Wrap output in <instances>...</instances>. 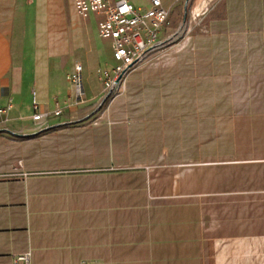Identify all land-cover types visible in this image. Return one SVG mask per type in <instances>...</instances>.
Returning a JSON list of instances; mask_svg holds the SVG:
<instances>
[{"label":"crops","instance_id":"0c3cea01","mask_svg":"<svg viewBox=\"0 0 264 264\" xmlns=\"http://www.w3.org/2000/svg\"><path fill=\"white\" fill-rule=\"evenodd\" d=\"M223 2L205 40L238 47L241 70L183 72L174 57L129 73L107 108L101 15L0 0V264L26 251L32 264H264V0ZM214 87H239L237 106ZM214 158L241 159L238 180Z\"/></svg>","mask_w":264,"mask_h":264},{"label":"rangeland","instance_id":"374dc122","mask_svg":"<svg viewBox=\"0 0 264 264\" xmlns=\"http://www.w3.org/2000/svg\"><path fill=\"white\" fill-rule=\"evenodd\" d=\"M140 1L144 5L147 3V0ZM224 6L223 0H190L188 4L180 1L178 12L170 13L169 22L162 31L163 42L148 56L142 65L133 71L147 65L167 63V60H172L174 57H176L177 63L183 72L194 68L198 69V72L212 69L217 73L223 70H241V61L237 59V57H241L238 47L209 46L205 40V37L209 35V24L215 21L216 18L222 17L220 13H222ZM236 6L233 0H230L231 13H235L237 10ZM93 38L101 48L103 47V51L113 54L112 41L110 39L102 38L97 32H95ZM190 39L197 41L196 43L189 42ZM229 57L234 58L235 61L229 62ZM115 64L116 60L113 58L108 68H113ZM128 76L119 94L108 97L103 102L104 106L108 108L114 98L124 92ZM213 93L216 102L226 100L227 103L230 105L234 104V106H237L238 100L241 98V89L239 87H233L230 92L222 87H214ZM215 112H222L230 118L241 117V109L237 108ZM237 144V141L230 142L231 148L237 146ZM213 165L218 168L217 170L221 168L230 169L231 172H234L231 179L238 180L239 174L236 171L239 169H236V167H241V159L214 158Z\"/></svg>","mask_w":264,"mask_h":264},{"label":"built area","instance_id":"2783aa9c","mask_svg":"<svg viewBox=\"0 0 264 264\" xmlns=\"http://www.w3.org/2000/svg\"><path fill=\"white\" fill-rule=\"evenodd\" d=\"M174 1L188 4L190 0ZM74 5L82 17L86 18L91 13L101 15L99 35L112 41L116 64L112 69L100 71L104 93L102 104L108 97L119 94L129 73L142 65L163 42L162 31L169 22L170 9L164 6L162 0H150L148 8L137 7L130 0H74ZM82 70V63L75 61L69 74L78 101H83L84 94ZM9 107L10 105L7 108L0 107V115ZM61 112L62 109L59 108L55 114ZM43 116L42 113H36L33 118L39 120ZM14 263L32 264L31 251L18 254Z\"/></svg>","mask_w":264,"mask_h":264}]
</instances>
